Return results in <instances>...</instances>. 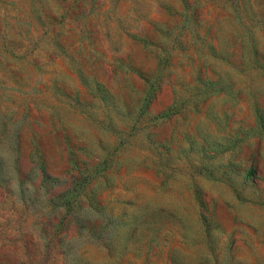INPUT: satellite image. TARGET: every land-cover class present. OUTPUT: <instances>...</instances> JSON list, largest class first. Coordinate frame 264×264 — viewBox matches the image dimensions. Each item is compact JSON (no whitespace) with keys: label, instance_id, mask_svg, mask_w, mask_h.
<instances>
[{"label":"rangeland","instance_id":"1","mask_svg":"<svg viewBox=\"0 0 264 264\" xmlns=\"http://www.w3.org/2000/svg\"><path fill=\"white\" fill-rule=\"evenodd\" d=\"M0 264H264V0H0Z\"/></svg>","mask_w":264,"mask_h":264}]
</instances>
